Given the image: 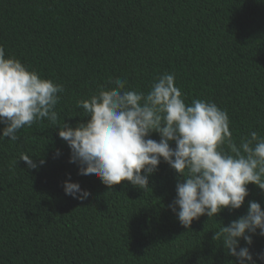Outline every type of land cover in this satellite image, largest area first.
I'll return each instance as SVG.
<instances>
[{
  "label": "trees",
  "instance_id": "trees-1",
  "mask_svg": "<svg viewBox=\"0 0 264 264\" xmlns=\"http://www.w3.org/2000/svg\"><path fill=\"white\" fill-rule=\"evenodd\" d=\"M0 46L63 86L60 126L86 120L77 101L117 78L147 93L170 73L186 104L201 99L228 113L237 147L252 132L264 137V0H0ZM57 124L45 118L16 141L0 139V264H235L213 237L248 201L264 209V190L249 184L240 209L185 228L168 207L180 178L166 162L147 190L128 181L109 189L69 162ZM22 154L45 163L28 169ZM69 177L88 199L65 194ZM250 251L264 252V237L253 236Z\"/></svg>",
  "mask_w": 264,
  "mask_h": 264
},
{
  "label": "clouds",
  "instance_id": "clouds-1",
  "mask_svg": "<svg viewBox=\"0 0 264 264\" xmlns=\"http://www.w3.org/2000/svg\"><path fill=\"white\" fill-rule=\"evenodd\" d=\"M112 83L111 90L101 88L90 99L77 101L86 120L75 127L65 122L60 126L55 106L63 86L41 78L19 59L6 57L0 46V124L4 125L0 139L16 141L19 130L46 118L57 124L59 137L70 148L69 162L78 165L79 174L98 178L109 189L128 181L147 190L149 177L163 160L180 178L168 207L185 228L201 216L212 218L224 209H240L249 184L264 190V137L252 132L237 147L228 113L201 99L186 104L174 74L160 75L147 93L126 90L123 79ZM153 133L159 134V141L151 138ZM19 160L28 169L45 163L26 154ZM63 189L74 199L90 197L70 177ZM257 234L264 237V209L248 201L246 214L223 225L213 239L222 238L235 264H264V252L254 259L250 251Z\"/></svg>",
  "mask_w": 264,
  "mask_h": 264
}]
</instances>
